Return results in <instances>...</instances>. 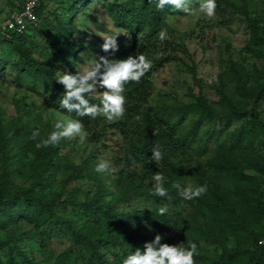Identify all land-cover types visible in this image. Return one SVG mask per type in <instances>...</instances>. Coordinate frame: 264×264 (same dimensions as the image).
<instances>
[{"label": "trees", "instance_id": "obj_1", "mask_svg": "<svg viewBox=\"0 0 264 264\" xmlns=\"http://www.w3.org/2000/svg\"><path fill=\"white\" fill-rule=\"evenodd\" d=\"M23 1L15 4L8 0L12 8L6 12V17L10 12L19 10ZM188 2L189 6L201 0ZM157 3L158 0H71L65 15L51 12L47 21L41 17L44 1L40 0L35 9V24L22 33L0 31L3 41L12 43L19 56L18 76L24 74L34 88L42 87L50 91L53 95L51 105L72 118H75L74 112L67 113L59 106L64 87L55 81L54 70L31 54L34 47V34H30L31 31L39 29L44 38L51 34L50 44L56 59L70 68L81 48L78 42L71 40V17L74 12H82L91 4H100L111 16L115 28L124 32L115 34L118 45L115 58L123 59L129 54L142 53L152 65L139 83L129 82L125 85L127 102L122 119L108 121L103 116L80 118L87 130L98 129V134H104L114 129L123 135L126 145L120 155L122 163L112 182L117 192L101 180L89 161L74 165L77 177L88 178L95 186L89 200L72 204L78 207L83 218V225L75 227L71 218L58 213V208L64 202L58 192L48 198L42 197L35 186L26 188L18 185L12 173L4 169L0 173V230L6 229L9 223L24 220L32 225L35 232L33 239L38 244H43L44 239L66 235L69 245L61 256L66 260L74 255L81 264H122L128 253L137 247L143 249L144 243L152 241L159 232L165 234L162 243H182L185 247L189 241L196 243L199 254L195 256V264H262L264 247L258 241L264 240V156L252 146L257 139L264 137V120L258 110L259 103L264 99V66L257 73L261 80L256 86L248 84L239 69H232L234 88L228 91L223 83L217 88V107L194 87L189 88L192 101L187 104L149 105L151 74L167 62L177 59L174 40L161 41L158 34L166 27L167 15L185 14L171 6L159 10ZM220 9L217 2L216 11ZM243 14L249 34L245 47L250 51L255 47V53L264 65V15L248 11H243ZM2 64L0 62V69ZM104 90L99 88V94L93 93L90 102L99 104ZM154 131L158 134L153 135ZM156 144L163 152V159L158 164L151 161V150ZM212 144L217 155L210 157L209 177L202 183L207 185V191L198 198L184 200L173 187L187 169L182 161L192 150L202 153ZM236 157L241 160L237 162ZM226 162H236L237 166L229 173L233 179L225 183ZM243 162H246L248 172L243 171ZM156 172L164 175V187L169 197L152 194V177ZM220 185L226 188L228 199L224 197L221 200L222 197L214 193V188ZM133 198L146 201L148 205L126 210L119 208L120 202ZM232 201L240 205L239 212ZM161 204L189 206L201 213L203 221L191 215L185 221L178 239H175L176 221L168 211L159 215ZM231 220L246 231L249 243L231 248L222 246L212 256L205 255L202 241L216 237L229 226ZM20 235L0 241V252L3 253H0V264H39L18 245ZM16 254L22 259L20 263Z\"/></svg>", "mask_w": 264, "mask_h": 264}, {"label": "rangeland", "instance_id": "obj_2", "mask_svg": "<svg viewBox=\"0 0 264 264\" xmlns=\"http://www.w3.org/2000/svg\"><path fill=\"white\" fill-rule=\"evenodd\" d=\"M15 4H21L22 0H10ZM44 9L41 17L49 21L51 12L65 15L71 0H43ZM221 9L216 11L215 16L209 18L200 11L198 4L189 5L191 12L185 14H169L166 16L167 31L166 39L175 42L174 55L176 60L167 62L162 68L150 76L149 105H173L187 104L192 101L189 95V88L194 87L200 90L208 101L217 107V88L223 83L228 91L234 88V81L231 77L232 69H239L248 84L256 86L261 80L257 76L263 68V60L259 58L255 47L252 51L247 49L246 43L249 38L247 23L243 11L255 15H264V0H216ZM189 3V2H188ZM98 5L91 4L82 12L71 14L73 31L71 40L81 45L80 52L75 55L74 64L67 68L57 59L54 48L51 47V34L44 38L43 33L38 29L31 31L34 34V47L31 50L35 59L47 63L55 72L68 71L73 74L81 70L84 65L92 59L101 55L108 56L102 50L105 42L104 37L124 34L118 31L111 16ZM12 6L8 0H0V21H3ZM51 23V22H50ZM54 23V22H53ZM52 26V24H50ZM4 38L0 37V173L4 169L9 170L14 181L23 187L35 186L42 197H51L58 192L64 200L58 208V213L71 218L75 227L83 225V218L73 202L89 200L94 191L93 181L88 178L77 177L73 166L81 162L89 161L93 169L101 160L110 161L111 167L117 168L121 165L120 155L126 145L123 135L116 130L98 134L97 130H87L86 140L81 143L79 137L62 139L58 145L37 149L35 144L54 131L57 119H66L69 116L55 109L51 102L53 95L50 91L37 87L34 88L27 77L22 74L18 76V54ZM111 58H115L111 57ZM99 89V88H98ZM95 92L94 94H99ZM258 110L264 120V99L259 103ZM187 120L186 122H188ZM39 129L40 136L33 141L31 133ZM58 146V148H56ZM264 156V137L257 139L252 146ZM93 155V156H91ZM215 147L209 145L207 150L199 152L192 150L182 161L187 169L183 171L177 183L181 186L189 184L202 186L203 181L209 177V160L216 156ZM240 161L239 157L235 158ZM228 168L224 169L225 183L233 179L229 174L237 166L236 162H226ZM243 171H247L246 162L242 163ZM231 169V170H230ZM110 189L117 192L114 182L116 171L111 173H97ZM264 180V177H263ZM230 183V182H229ZM231 189L233 187L230 185ZM214 193L227 197L226 188L220 185ZM224 198V199H225ZM233 200V199H232ZM237 212L240 205L232 201ZM146 201L133 198L130 201L120 202L122 210L141 208L147 206ZM172 214L175 223L174 238L183 231L185 221L191 215H195L202 222L201 213L193 208L180 205L172 207L169 204H161ZM209 213L206 212V216ZM222 232L209 241H202L203 252L212 256L222 246L228 248L237 244H248L249 239L246 231L235 225L232 220ZM189 230V229H188ZM35 232L32 225L24 220L9 223L6 229L0 230V241H6L20 235L18 245L36 263L39 264H81L74 255L64 260L61 253L69 245L68 236L52 237L44 239L43 244L36 243L33 239ZM165 239V234L159 232ZM1 253V252H0ZM3 255V253H1ZM18 263L21 257L15 255Z\"/></svg>", "mask_w": 264, "mask_h": 264}, {"label": "clouds", "instance_id": "obj_3", "mask_svg": "<svg viewBox=\"0 0 264 264\" xmlns=\"http://www.w3.org/2000/svg\"><path fill=\"white\" fill-rule=\"evenodd\" d=\"M151 2V0H149ZM166 6H171L176 10H182L184 13H190L188 0H158L156 7L163 10ZM200 11L207 17L211 18L216 14V0H201L199 5ZM159 39L165 40L167 31L159 32ZM115 36L104 37L102 50L109 53L108 56H95V59L87 62L84 67L76 71L75 74L68 71H56L55 81L62 84L64 93L60 99V108L67 113H75V118L57 119L52 131L47 138L40 139L35 147L37 149L47 148L58 145L62 139H72L79 137L83 143L87 138L85 126L82 121L83 117L95 119L103 116L108 121L120 120L125 115L126 97L125 85L129 82L139 83L152 67L151 62L144 54L132 55L127 58H111L118 51V45ZM98 88L105 89L100 97V103L90 102L93 93ZM158 134L157 131L153 135ZM40 136L37 128L31 133L30 138L37 141ZM151 161L158 164L163 159V152L159 144H156L151 150ZM97 173H111L116 169L111 167L110 161L101 160L95 168ZM152 180V194L158 197H169L167 189L164 187L165 177L161 172H156ZM178 195L184 200H192L202 196L207 191V185L181 186L179 183L174 184ZM167 208L158 209L159 215H164ZM162 237L157 234L150 242L144 243L143 249L137 247L131 251L122 260V264H195V256L199 254L197 244L189 241L188 246L183 244L171 245L161 242Z\"/></svg>", "mask_w": 264, "mask_h": 264}, {"label": "built area", "instance_id": "obj_4", "mask_svg": "<svg viewBox=\"0 0 264 264\" xmlns=\"http://www.w3.org/2000/svg\"><path fill=\"white\" fill-rule=\"evenodd\" d=\"M39 2L40 0H24L22 7L19 10L10 12L2 21L0 24V31L22 33L27 30L30 25L35 24L37 21L35 9ZM258 244L264 247V240H259Z\"/></svg>", "mask_w": 264, "mask_h": 264}]
</instances>
